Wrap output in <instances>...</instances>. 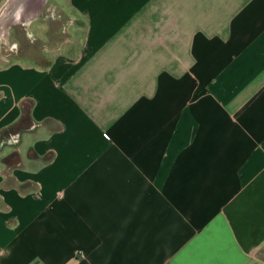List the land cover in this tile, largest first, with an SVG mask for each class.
<instances>
[{"label": "crops", "instance_id": "crops-1", "mask_svg": "<svg viewBox=\"0 0 264 264\" xmlns=\"http://www.w3.org/2000/svg\"><path fill=\"white\" fill-rule=\"evenodd\" d=\"M63 1L76 51L0 52V264H261L264 0Z\"/></svg>", "mask_w": 264, "mask_h": 264}, {"label": "rangeland", "instance_id": "rangeland-1", "mask_svg": "<svg viewBox=\"0 0 264 264\" xmlns=\"http://www.w3.org/2000/svg\"><path fill=\"white\" fill-rule=\"evenodd\" d=\"M19 1L5 0L0 8V19ZM23 1L24 11L20 18L13 20L9 14L0 25L1 53L7 58L23 56L44 62L54 53L76 51L84 29L82 17L76 10L65 5L63 0H36L37 4L34 0ZM256 254L264 264V246Z\"/></svg>", "mask_w": 264, "mask_h": 264}, {"label": "built area", "instance_id": "built-area-1", "mask_svg": "<svg viewBox=\"0 0 264 264\" xmlns=\"http://www.w3.org/2000/svg\"><path fill=\"white\" fill-rule=\"evenodd\" d=\"M104 137H105V138H109V136H108L106 133H104ZM9 141H11V142H15V141H16V137H15L14 135H12V136L10 137Z\"/></svg>", "mask_w": 264, "mask_h": 264}, {"label": "bare ground", "instance_id": "bare-ground-1", "mask_svg": "<svg viewBox=\"0 0 264 264\" xmlns=\"http://www.w3.org/2000/svg\"><path fill=\"white\" fill-rule=\"evenodd\" d=\"M21 9V10H20ZM19 10H17L16 12H14L13 14H14V16L16 15V16H18L20 13H21V11H22V8H20Z\"/></svg>", "mask_w": 264, "mask_h": 264}, {"label": "water", "instance_id": "water-1", "mask_svg": "<svg viewBox=\"0 0 264 264\" xmlns=\"http://www.w3.org/2000/svg\"><path fill=\"white\" fill-rule=\"evenodd\" d=\"M34 1H35V2H36V4H37V1H36V0H34ZM35 2H34V3H35ZM37 7H38V5H37L36 7H34L33 9L35 10Z\"/></svg>", "mask_w": 264, "mask_h": 264}]
</instances>
